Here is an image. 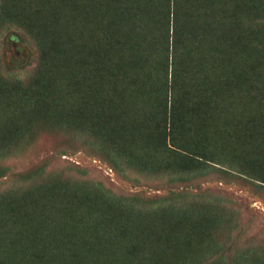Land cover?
<instances>
[{"label": "trees", "instance_id": "1", "mask_svg": "<svg viewBox=\"0 0 264 264\" xmlns=\"http://www.w3.org/2000/svg\"><path fill=\"white\" fill-rule=\"evenodd\" d=\"M260 13L264 0H0V35L17 32L35 61L22 76L0 54V159L68 133L116 169L121 157L167 182L210 168L264 186ZM32 167L0 191V264H228L207 195L148 202Z\"/></svg>", "mask_w": 264, "mask_h": 264}, {"label": "rangeland", "instance_id": "2", "mask_svg": "<svg viewBox=\"0 0 264 264\" xmlns=\"http://www.w3.org/2000/svg\"><path fill=\"white\" fill-rule=\"evenodd\" d=\"M172 4L173 0H170ZM236 12L240 15V8H236ZM262 15H258L256 23H250L252 28L264 25V19L260 18ZM238 19L239 16L232 14V21L237 22ZM0 54L2 65L9 72L27 76L34 68L32 46L13 30L0 35ZM68 135L40 133L35 140L24 145L20 153L0 159V167L7 170L0 177V191L16 186L15 174L33 170L32 166L42 163L45 172L57 170L63 176L74 173L76 177L96 179L115 196L139 195L149 202L171 190H182L189 196L201 193L208 196L206 207L215 209L214 213L222 215L220 218L224 220L227 232L213 230L214 239L225 250L224 260L232 264V259L243 253L250 264L254 260L253 264H258L259 255L260 264H264V186L254 179L245 175L215 173L208 168L193 182H167L163 177L145 173L139 168L140 163L136 162L139 167H129L121 157L117 158L119 167L116 169L111 162L112 155H105L99 145H94L93 141L86 142L79 136L70 141ZM37 177L45 176L38 172ZM11 245L12 241L9 247Z\"/></svg>", "mask_w": 264, "mask_h": 264}]
</instances>
